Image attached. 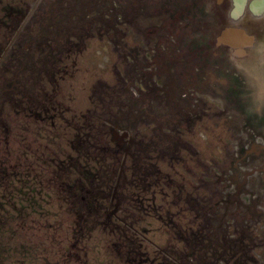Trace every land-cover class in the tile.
<instances>
[{
  "label": "rangeland",
  "instance_id": "rangeland-1",
  "mask_svg": "<svg viewBox=\"0 0 264 264\" xmlns=\"http://www.w3.org/2000/svg\"><path fill=\"white\" fill-rule=\"evenodd\" d=\"M131 2L0 0V264H264V211L212 165L239 135L202 116L168 139L167 94L133 98L139 48L182 24Z\"/></svg>",
  "mask_w": 264,
  "mask_h": 264
},
{
  "label": "flooded vegetation",
  "instance_id": "flooded-vegetation-1",
  "mask_svg": "<svg viewBox=\"0 0 264 264\" xmlns=\"http://www.w3.org/2000/svg\"><path fill=\"white\" fill-rule=\"evenodd\" d=\"M105 1L115 6L108 19L123 20L120 10L126 0ZM144 2L132 0L135 14L149 7L155 17L151 19H180L182 26L180 31L164 29L141 45L144 57L137 70L146 73L143 80L137 74L135 84L129 86L134 88L133 98L139 99L146 88L167 94L172 104L166 124L168 139L188 132L190 126L205 139L202 116L212 117L216 125L227 123L229 133L239 136L226 144L228 148L217 147L213 168L227 183L226 193L231 188V196H247L248 208L259 206L264 211V0ZM89 8L85 3L80 9L86 19H92ZM113 135L127 156L134 142L132 134L117 127ZM241 138L246 139L244 144L238 142ZM221 154H225L224 161L234 157L228 173L218 169L223 163ZM247 184L248 194H244Z\"/></svg>",
  "mask_w": 264,
  "mask_h": 264
}]
</instances>
